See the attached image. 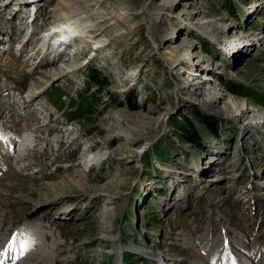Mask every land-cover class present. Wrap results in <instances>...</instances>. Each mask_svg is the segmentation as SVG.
<instances>
[{"label": "rangeland", "instance_id": "374dc122", "mask_svg": "<svg viewBox=\"0 0 264 264\" xmlns=\"http://www.w3.org/2000/svg\"><path fill=\"white\" fill-rule=\"evenodd\" d=\"M65 7L98 30L50 78ZM233 85L264 95V0H0V263L264 264V105Z\"/></svg>", "mask_w": 264, "mask_h": 264}, {"label": "bare ground", "instance_id": "6f19581e", "mask_svg": "<svg viewBox=\"0 0 264 264\" xmlns=\"http://www.w3.org/2000/svg\"><path fill=\"white\" fill-rule=\"evenodd\" d=\"M29 7H30V5H29ZM64 12L61 14L62 15V18H63V20H64V22H62V24L60 25V31L62 32V34H63V38L64 39H66V40H70V39H72V38H75L76 36L82 41V42H90V40H89V38L91 37L90 35H89V33H91L92 31H96V30H98V29H93V28H91V24H88V23H83V21L82 20H80L79 19V17H78V13L76 12V11H74V10H71L70 8H68V7H65L64 8ZM88 28V29H87ZM56 29V28H55ZM57 33V32H56ZM56 33H53V34H51V36L52 35H54V34H56ZM73 33H74V35H73ZM47 35L49 36V34L47 33ZM62 37V35L61 34H57V38H61ZM48 39L50 40V38L48 37ZM72 40H70V42H71ZM58 42V41H57ZM97 42H99V41H97ZM97 42H93V45H94V43H97ZM71 43H69L68 42V44H65V42H61V41H59V44H58V46H63L64 47V49H67L68 48V46L70 45ZM98 46H100V45H98ZM47 48V47H46ZM63 54V53H62ZM62 54H58L57 56H55V55H52V52H50V54H49V58H47L46 60H41L40 62H41V64H45V65H47V67L49 68L50 66V64H53V63H55L56 62V60H57V58H59V56H61ZM65 54V53H64ZM188 62V63H192V60L189 58V56L188 57H184V56H175V57H172V58H170V59H168V60H166V62H167V65L170 67V66H172V64H174V63H176V64H181V63H183V62ZM40 64V63H39ZM191 66V68L193 69V67H192V65H190ZM38 68V67H37ZM65 70V69H64ZM59 71L58 72V74L55 72V70H53L52 68H49V76H50V78H54V77H56V76H58V75H62V74H64V72L65 71ZM207 79H208V77H207ZM198 82V81H197ZM240 109V108H239ZM242 110H244V109H240V111H242ZM245 110H247V109H245ZM240 114L242 115V112H240ZM7 139H8V137L7 136H5ZM19 140H21V139H19ZM23 140H25V139H22V141ZM9 142L10 143H13V140L11 139V140H9ZM12 145V144H11ZM24 145H25V142L23 143V144H21L20 145V149L22 150V148L24 147ZM85 151H88V149H85ZM87 153V152H86ZM95 160V157L94 158H92V159H90L89 160V162H92V161H94ZM38 229H42L41 227H37ZM23 229V228H22ZM26 241V242H29L30 244L34 241V238L32 237V236H30V235H26V238L25 239H23V241ZM33 240V241H32ZM16 244V243H15ZM19 248H22V245H20L19 246ZM38 251H41V252H45L46 251V249L44 248V246H41V244H39V246H38V249H37ZM30 253V252H29ZM17 256V255H16ZM42 256H40V258H41ZM213 257V256H212ZM4 261V260H3Z\"/></svg>", "mask_w": 264, "mask_h": 264}, {"label": "trees", "instance_id": "16d2710c", "mask_svg": "<svg viewBox=\"0 0 264 264\" xmlns=\"http://www.w3.org/2000/svg\"><path fill=\"white\" fill-rule=\"evenodd\" d=\"M103 77L104 76L97 69H95V68L88 69L87 75H86V83L88 84V87H89V80H90V81H92V84L93 83L95 84V86H96V84L97 85L101 84V87H103L106 83V81L104 80ZM232 87L233 88H231V92L233 94L249 97L253 101H255L256 103L264 105V95L262 93L248 89V88L240 86V85H235V86L233 85ZM63 94L64 93L61 92V90L59 88H54V89H50L49 92H47V97H49V99H52V101L54 103H57V101H59L63 97L68 96L67 94H65V96ZM71 107L72 106H70V108L68 109L69 112L71 111ZM69 112H64V113H69ZM208 127L211 128L210 130H211V133L213 135L218 132L217 126H212L209 124ZM182 131L184 134L186 133V131L184 129H182ZM193 135H194V138H191V139H193L194 141L199 140V138H197V135L195 133H193ZM188 142H191V141H188ZM146 168H148L147 165H146ZM147 208H149V210L151 209L148 206H147Z\"/></svg>", "mask_w": 264, "mask_h": 264}, {"label": "snow or ice", "instance_id": "6c2138e0", "mask_svg": "<svg viewBox=\"0 0 264 264\" xmlns=\"http://www.w3.org/2000/svg\"><path fill=\"white\" fill-rule=\"evenodd\" d=\"M11 247H12V245L9 244V248H11ZM24 247H26V245H22V249H23ZM0 255H3V253H0Z\"/></svg>", "mask_w": 264, "mask_h": 264}]
</instances>
